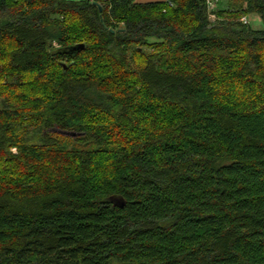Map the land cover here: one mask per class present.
Returning <instances> with one entry per match:
<instances>
[{"label":"trees","instance_id":"1","mask_svg":"<svg viewBox=\"0 0 264 264\" xmlns=\"http://www.w3.org/2000/svg\"><path fill=\"white\" fill-rule=\"evenodd\" d=\"M97 2L0 0V264H264V0Z\"/></svg>","mask_w":264,"mask_h":264},{"label":"rangeland","instance_id":"2","mask_svg":"<svg viewBox=\"0 0 264 264\" xmlns=\"http://www.w3.org/2000/svg\"><path fill=\"white\" fill-rule=\"evenodd\" d=\"M94 2H97V0H95ZM228 2H229V0H218V1H216V3H217L216 7L226 6ZM213 3H214V5L216 4L215 2H213ZM210 19L213 22V24L218 22L219 20H221L218 18V16L216 14H214L213 11H212V17H210ZM247 19L249 21V25L253 29H256V30L264 29V23H263V21L259 15L250 14V15H248ZM14 151L16 152V149H14ZM114 264H119V263H114Z\"/></svg>","mask_w":264,"mask_h":264},{"label":"built area","instance_id":"3","mask_svg":"<svg viewBox=\"0 0 264 264\" xmlns=\"http://www.w3.org/2000/svg\"><path fill=\"white\" fill-rule=\"evenodd\" d=\"M90 1L94 2L95 0H90ZM208 9H209V12H210V17H212V11L215 9V5H214L213 1H211V0H208ZM241 21L243 23H246V24L249 23L247 17H243L241 19Z\"/></svg>","mask_w":264,"mask_h":264},{"label":"water","instance_id":"4","mask_svg":"<svg viewBox=\"0 0 264 264\" xmlns=\"http://www.w3.org/2000/svg\"><path fill=\"white\" fill-rule=\"evenodd\" d=\"M96 4H97V6H98L100 9H102V7H101V5H100L99 3H96ZM81 48H84V45H83V44L74 47V50L77 51V50H80ZM63 134H64V135H70V136H73V137L76 136L75 133H69V132H63ZM116 204H119V205H120L119 202H116ZM121 206H123V205L121 204Z\"/></svg>","mask_w":264,"mask_h":264},{"label":"crops","instance_id":"5","mask_svg":"<svg viewBox=\"0 0 264 264\" xmlns=\"http://www.w3.org/2000/svg\"><path fill=\"white\" fill-rule=\"evenodd\" d=\"M74 1H81V0H74ZM136 1L140 3H145V2H156V1H166V0H136Z\"/></svg>","mask_w":264,"mask_h":264}]
</instances>
